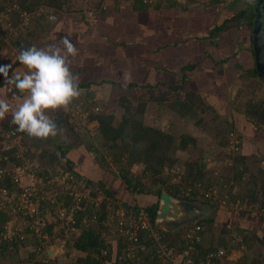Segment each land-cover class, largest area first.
<instances>
[{"label": "rangeland", "instance_id": "374dc122", "mask_svg": "<svg viewBox=\"0 0 264 264\" xmlns=\"http://www.w3.org/2000/svg\"><path fill=\"white\" fill-rule=\"evenodd\" d=\"M36 1H40V3L33 7L34 10H31L30 12H21L22 15H24L23 13L30 14L31 18L29 17L30 19H28L27 23H23L22 25H12L9 21V16L10 18L11 16L14 18V14H16L17 10L20 8L19 3L17 0H0V4L6 8V10L0 12V64L2 63L5 65L15 62L14 65H19L16 57L22 47L27 48L29 44L31 46L34 43L46 42L55 23L58 24L63 22L65 25L71 21H73L72 23L75 26H73V28H85V31H79L78 33L81 34V32H83L85 35L87 33L92 34V38L94 37L93 40H91L94 41L92 44L99 45L97 56L102 55L103 50L104 57L109 59V57H112L113 50L116 49L115 51H124V58L122 57L118 61H107L106 66H109L108 70H102L101 74L94 75L100 82H96V85L88 86V89L79 87V95L73 98L68 105L60 108L61 114L59 118L55 120L59 125L55 137L50 136L38 140L35 137L29 138L27 134H24L21 136L19 135L18 139L13 140L14 143L18 142L22 144V151H24L28 157H32L36 160L35 163L39 164V170H42L44 167H49L48 169L50 170V173L56 171L54 176H57L58 179L59 176L61 179L64 175L61 168L63 167V164H61L63 162L62 158L58 160L59 163L51 166H47L43 161L47 160L48 153L58 154L60 151L57 149L56 145H60L62 151L65 150L67 155L73 157L74 160L76 159L75 163L78 170L77 175H79L82 183L85 181V175L93 180H105V182L108 183L109 188L112 189V198H117H113V200L110 197L109 202L111 201L113 203L114 201L121 205L124 203L128 205L135 203L136 205L138 204L144 207L146 204L151 203L152 200H156V196L148 198L146 196L139 197L140 195L135 192L127 190L113 164H110V167L108 166V168H106L108 173H103L101 170L97 169L94 164L93 159L96 157L95 153L84 148V142L92 140L91 135H94L95 133L94 126L96 123L94 121H87L86 127L81 130L76 127L74 129V127L72 128L70 125H73L72 121L75 122L76 120L74 119L75 116L72 117V112L77 117L80 116L81 104H83L86 97H92L95 99V105L99 106V110L113 112L115 115V121L119 120L122 113V108L118 104V100L124 93L128 94L134 104H137L140 100H145L144 120L146 123L164 127L174 134L189 133L196 138L197 146L194 151L178 150L176 151V155L182 160H199V163L204 166L206 181L215 184L214 187L206 188L201 182H197L187 188V190L192 188L198 192L199 198L197 200L191 202L184 199V201L192 203L195 209L199 210V212L196 211L198 216L177 224L165 225L159 223L155 226L151 225V227H153L159 234H161L160 231H166L169 236L168 240H162L159 244L156 243L157 253L160 258L158 264H192V259L188 257L189 251L192 250V245L189 244L182 252H179L178 250L182 245V240L180 239L185 238V241L187 242V239L189 238L187 233L189 232V229L196 225L195 223L210 217L212 214L214 216V222L209 226L210 230L214 233H219V228L223 222H229L232 225H236L235 223L238 222L239 225H244V221L240 220V214H243V212L239 211L251 210L252 212H256L259 210L256 208L258 205L257 203L249 205L241 202L239 199L232 201L228 200V196L231 193H237L239 196L241 194L247 195L249 192L247 182L251 180L250 176L253 173L254 176H257L258 182L264 178V174H260L257 171L260 166L263 167L264 171L263 156L257 153L256 157L260 159L258 164L252 166L251 174L245 173L239 178V180L233 178V169L227 165L231 160V155L240 148H232L231 139L236 138L239 140L237 134L242 133L243 135L242 139L240 138L241 141L239 140L240 143H242L241 151L255 153V151H249L253 148L250 143H247V141L253 140V137L257 138L259 132L254 130L255 128L244 118L241 112L246 110L245 103L248 100L254 101L259 99L264 101V81L261 80L260 76L253 75L252 72L248 73L244 69L243 74L238 77L236 76V73L239 72L238 68H236L235 73H230L229 70H227V72L222 70L220 77H218L219 75H216V78L213 77L211 80L202 79L204 81L197 82V90L201 91V93L206 96V100L204 99L203 101L205 105L208 104L211 109L206 107L202 109L199 108L193 116L187 115L181 117L177 112L172 110L169 103L164 102L161 106L160 103L158 104L156 100L151 98L149 87L146 86L147 84L145 83L147 78L158 80L168 78V75H165L166 70L163 69L165 72L157 71L154 67L155 62H157V64L165 65L164 62H162L163 56L161 55L159 58L156 57L152 64L151 58L154 52L150 55L151 52H147L146 49L151 42L158 45L160 44V41L154 40V38L162 33L153 30L154 28L167 31V29H170L171 25L173 26L171 29H174V32L181 31L182 34L189 37L191 43L194 42L193 40H196V43L201 46L210 43L215 47V41H219L220 36H218L219 34H215L214 36L209 37L210 30L221 24L224 19L236 14L238 11L243 9L247 10V5L242 0H224L223 2L216 4L209 3V0H176L177 5L171 7L170 3H172V0H160L161 8L157 9V11L150 10L147 13L146 11L136 13V11L132 10L130 7L131 0H65L59 9L47 6L44 0ZM118 7L119 9L116 11ZM103 11L104 14H102ZM50 14L55 15L56 19L54 21L49 19ZM118 14L120 15V18ZM124 19L129 22L126 21V24H119L120 21L124 22ZM244 19V17H240L236 19V21L232 20L229 23L233 24L235 27L233 29L239 30L236 37L241 39H244V35L249 32L245 28V22L247 21H244ZM22 20L23 18L19 21ZM9 23L12 28L10 33L7 30ZM119 25L123 26L120 27ZM119 31H121V33H118ZM225 32L224 29L220 33L225 35ZM182 34L177 35L175 38H184L185 36H182ZM167 36L169 37V33H167ZM225 37L227 36L225 35ZM95 38L98 39V41H96ZM76 45L78 46L77 43ZM128 45L135 46L136 49L131 47L134 52L125 50L128 48L126 47ZM150 45V47H152L153 43ZM121 48H123V50H120ZM178 48H176L175 51H178ZM190 51L193 52L194 50L191 49ZM150 59L151 62H149ZM102 61H106V58H104V60L102 58ZM184 61L185 64H190L193 63L194 60H186L185 58ZM74 62L79 63L80 59L75 58ZM18 67H20L19 71H27L23 65H19ZM198 74L200 75L198 71L194 70L190 76L194 78ZM214 74H218V72L212 71V75ZM204 78H206V76H204ZM131 80L136 81L137 85L132 86L128 90H124V88L127 87L128 82ZM214 80L223 82L224 90L219 87L220 85L212 87L211 84H215L212 83ZM188 84L189 83L186 82L184 86L188 87ZM161 90H165V88L154 89V95H159L158 93H161ZM214 101H221V103H215ZM230 103L237 106L236 109L239 113L231 108ZM211 105L214 106V108ZM228 111L229 113L232 111L235 113L234 121L237 125V132H233L232 135L226 134L225 130V115L228 114ZM64 117H68L70 122L66 123ZM198 118H201V120L197 121ZM6 132L7 131L4 130L0 122V161L4 163L1 165L3 167H9L12 164L9 162L13 161L10 156H14L17 151L16 148L13 151H10L12 148H8L9 143L6 139L7 137H5ZM221 142L226 143L221 144ZM42 149L47 152L43 157H39L38 154ZM35 151L37 153L34 154L33 152ZM139 169L140 168L136 165L132 167V171L134 172H137V170L139 171ZM184 169L185 167L183 165L173 168L165 167L163 173L171 177L174 182H180V177L183 174ZM144 180L149 183L147 177H144ZM23 182H26L25 178H23ZM220 182L226 184L222 193L219 192ZM54 183L57 182L54 181ZM97 184L98 182L93 184L92 191H95L98 194L95 197L91 196V198L96 201V204H98V202L104 197L100 192L101 189L100 191L98 190ZM57 188L61 190L60 186H57ZM45 189L46 188H43V194L45 197L43 200V207L45 208V211L43 214L40 213L39 215L44 216L46 221L45 226L43 224L41 225V227L44 226L41 228V231L45 232L47 236L42 241L43 251L39 253L34 252L37 255L36 258L44 259L46 250L50 249V255L46 254L47 259L55 260L61 264H77V257L84 255L83 252L77 250L73 246V239L78 233V230L76 229L73 231L75 234L69 235L67 225L61 224L59 220H51L54 211H57V206L50 203L49 196H51V192L49 189H46L45 192ZM75 190L79 191L78 187ZM87 192L88 190L84 193ZM206 193L209 196H206ZM7 197L8 195L5 197L3 191L0 189V202L5 208L4 211H6V214L10 216L7 220V227L10 231H13L15 228L16 230L20 229L22 231L28 223V219H25V217L20 215L21 213L17 211L16 208L19 206V203L11 202ZM203 199L207 200L209 203L213 201L217 202L218 210L213 206L202 202ZM47 201H49V203H47ZM110 203L108 204L110 205L109 210L112 211L113 209ZM169 203L167 197L165 198L164 196H161V210H163V208ZM33 206L35 207L34 203ZM173 206L176 207L175 205ZM29 208L30 210L32 209V207ZM226 209H230L229 212H233L235 218L227 220L224 214H222V211ZM112 212L108 214L107 220L103 221V224L109 227L110 231L113 232L115 228L110 225L111 222L109 220ZM84 224H88L87 226H93L96 224V221L92 219L89 222H84ZM204 227L206 228V224L202 226V228ZM3 229L4 230L0 233V239L7 241L9 240L6 237L8 229L5 227H3ZM229 232L228 236L233 237V239L235 237L240 239L239 235H234V230L232 228ZM30 233L24 232L23 235H25V239L15 241L19 243L17 251L6 246L0 248V264H33L34 259L29 260L28 257L35 248V239ZM111 235H113L114 238L118 237L115 232ZM111 235L105 234V238L108 240L109 237L112 238ZM171 239L176 242L174 245L168 247L167 243H171ZM230 245L231 246L218 247L225 250L224 254L218 256L220 258V264H240L241 261H243V257L247 253H250L246 244L235 246L234 242H231ZM257 252L259 253V250ZM261 253L264 254V248Z\"/></svg>", "mask_w": 264, "mask_h": 264}, {"label": "trees", "instance_id": "16d2710c", "mask_svg": "<svg viewBox=\"0 0 264 264\" xmlns=\"http://www.w3.org/2000/svg\"><path fill=\"white\" fill-rule=\"evenodd\" d=\"M19 3V9L16 14H14V18L9 16V21L12 25L20 24L22 25L24 21H19L22 16L21 12L34 10L33 7L38 5L40 1L36 0H17ZM65 0H44V2L49 7H54L56 9L61 8L62 3ZM160 0H131V9L136 12L146 11H157L160 9ZM175 1V2H174ZM224 0H209V3L216 4L221 3ZM236 1V0H235ZM176 0H172L170 3L171 7H175ZM207 2V1H206ZM208 3V2H207ZM180 6V5H178ZM119 7L116 9V11ZM6 10L0 4V12ZM104 14V11L102 12ZM244 17L245 28L249 31L244 35V39L236 37L238 29L235 28L233 24H229L230 21ZM31 18V17H30ZM29 18V19H30ZM54 21V20H52ZM252 23V15L246 9L238 11L236 14L230 16L224 21L212 28L209 33V37L214 36L216 33H220L225 29V35L221 36L222 41L218 43L221 51L228 52V56L224 58V60L232 58L234 60L232 68L234 69V73L236 68H238L239 72L236 73L237 77L243 74V69L246 72L250 73L253 64V53L251 47V39H250V26ZM25 24V23H24ZM161 24V23H160ZM163 24V23H162ZM157 31L162 33L164 30ZM244 30V29H243ZM247 32V31H246ZM249 34V35H248ZM248 42V43H247ZM242 45L238 47V45ZM244 48H246L247 54L244 53ZM159 46H154L152 48L153 52H158ZM210 59L216 62L211 56L208 54ZM249 59V60H248ZM223 60V61H224ZM247 63H246V62ZM15 62L12 64V69L14 67ZM4 65V64H0ZM201 66V65H200ZM155 69H159L161 71L166 70V72L170 73L168 78L153 80H146V86L149 87V93L153 100H156L158 104L161 106L164 102L170 104L173 111L177 112V114L181 117H185L187 115L193 116L198 109H202L204 107L210 108L208 104L205 105L204 99L206 100V96L201 93V91L197 90V82L201 81L200 75H196V77L190 76L192 71H196L197 62L185 64L179 68L178 71H167L165 65L155 64ZM12 69L9 70V76H11ZM164 69V70H163ZM253 75H258L253 69ZM221 74H214V76ZM233 77V76H230ZM198 78V79H197ZM261 80L264 81V74L260 75ZM188 82V87H185V83ZM230 82V80H229ZM213 83V87L220 85L222 90H224L223 82L215 80ZM229 84V83H228ZM89 85L88 82L83 83L79 81L78 86ZM137 85V82L131 80L128 82L127 87L124 90H128L132 86ZM190 85V86H189ZM6 86V82L4 81V77L0 74V87ZM165 88V90H161L159 95H154V89ZM84 99V98H83ZM95 99L92 97H86L81 104V110L86 113L87 121H95V133L91 135L92 140L84 142V148H87L92 153H95L96 157H94L93 161L96 165L97 169L101 170L103 173H108L107 169L110 164L114 165V168L119 173V177L123 181L127 190L135 192L140 195L139 197L146 196L152 197L156 196V200H152L151 203L146 204L144 207L140 205H136L135 203L132 205H128L124 203L123 205L119 203L109 202L111 199H117L115 197L112 198V189L109 188L108 183L105 180H97L91 179L85 175V181L82 183L79 175H77L76 168V159L66 154L65 150H61L62 147L60 145H56L57 149L60 151L57 153H48L47 160L43 161L47 164V166L55 165L59 163L58 160L62 158L63 164L62 172L67 174H73L75 177V189L78 187V190L74 191L75 197L80 198L78 201L80 208L74 209L72 212L74 217V222L69 223L68 231L69 235L75 234L73 231L78 230V233L74 236L73 246L77 250L84 253L83 256L77 257V264H107L111 262L113 264H158L160 258L157 253V246L154 244L153 240L147 237L141 236L139 241L135 244L136 248H134L135 253L133 255L129 254L128 246L132 243L128 239V235L120 233L118 227L115 228L113 224H110L114 227V231L118 237H113L111 235L113 232L110 231L109 227L103 224V221L107 220V216L110 212L114 213L115 209L118 207H122L125 211H133L136 212L138 207H142L148 213L151 225L155 226V219L158 216V209L160 204V196L164 190L168 193L175 195L179 198L186 199L188 201H195L198 197V192L195 189L187 188L197 182H201L204 187H214V183L207 182L204 172V166L199 163L197 159H189L182 160L176 155V151L178 150H189L194 151L196 149V138L189 133H180L174 134L169 132L167 129L161 126L152 125L150 123H146L144 120V110L146 102L145 100L138 101L137 104H134L132 99L128 96L127 93H124L118 100V104L122 108V113L118 121H115V115L113 112H108L105 110H99V106L95 105ZM215 103H221V101H214ZM212 106V105H211ZM231 108L236 112L237 106L230 103ZM95 107H98L97 110H94ZM214 108V106H212ZM246 110H243L241 114L245 117V119L251 123V125L259 132L264 133V101L259 99L257 100H248L245 103ZM239 113V112H238ZM61 114L59 109L54 110L51 113V118L57 120ZM234 112L228 111V114L225 115V130L226 134H230L233 132H237V125L234 121ZM68 116V115H65ZM12 118V117H11ZM11 118H7L4 121H1V125L5 131L13 130L17 135H24L25 133L16 131V125L11 124ZM65 118V117H64ZM66 123H69L68 117L65 118ZM201 118H198L197 121H200ZM68 126V125H67ZM74 127L75 125H70V127ZM237 137L242 139V133L237 134ZM94 138V140H93ZM229 138V137H228ZM98 141V142H96ZM241 141V140H240ZM226 142H221V144H225ZM247 143L251 144V141H247ZM237 151L231 155V160L229 158L228 165L233 169V178L239 180L245 173H252V166L258 164L259 158L256 157L257 153L246 152L242 150V143L237 144ZM73 148V147H72ZM15 150L12 148L10 151ZM9 152V151H6ZM46 150L42 149L38 156L43 157L46 154ZM37 153L36 151L33 152ZM69 154V153H68ZM13 162H17V159L14 156H10ZM264 162V156L262 157ZM4 163L0 161V167ZM138 166L139 171H132L133 166ZM179 165H183L185 167L183 174L181 175L180 182H174L171 177L163 173L165 167H176ZM110 167V166H109ZM49 167H44L42 172L40 173L42 176H46L47 169ZM54 169V168H53ZM258 173L264 174L263 167H258ZM56 171L52 172L54 174ZM51 176V174H49ZM84 175V174H83ZM82 177V176H80ZM144 177H147L149 183L144 180ZM251 180L247 182L249 192L247 195H238L237 193H231L228 196V200L235 201L236 199L240 200L249 205H254L257 203L256 212H252L251 210H243L239 212L245 213H255L260 219V221L264 222V178L259 182L257 181V176H254V173L250 176ZM98 182V190L104 195L103 199L96 204L95 200L91 198V196H96L98 193L92 191V187L94 183ZM224 186L226 184L224 182H220L219 184V192L222 193L224 190ZM0 188H6L11 190L14 188V184L11 182L9 176H0ZM57 188V187H56ZM58 196L57 201H62V205L68 210L70 206L76 204V198L74 195L61 194L58 188ZM88 190L87 193H84ZM260 193V194H258ZM93 197V198H94ZM113 199V200H114ZM207 203V205L213 206L218 210V203L213 201L209 203L207 200L203 201ZM229 202V201H228ZM49 203V201H47ZM111 204L112 211L109 210L108 204ZM108 205V206H107ZM5 208L0 207V233L4 230L3 227L7 220L10 218ZM110 211V212H109ZM229 210L222 211L225 218L227 220L235 218L233 212H229ZM232 214V215H230ZM240 216H243L240 214ZM94 219L96 224L93 226H87L84 222H89ZM61 223V220H59ZM214 222V216L211 214L210 217L205 218L197 223L196 225H200L199 241H195L192 243H188L192 245V250L189 251L188 257L192 259V264H220V258L218 255H211L215 253L220 246H231V242H234V245H243L246 244L248 246V250L250 253H247L243 257V261L240 264H264V254H262V250L264 248V238L255 233L252 230L244 228L240 226L238 223L236 225H232L229 222H223L221 227L219 228V233H214L210 230V225ZM206 224V228H202V226ZM86 225V226H85ZM71 226L74 227L71 230ZM126 227V225H122ZM234 230V235L238 234L240 239L228 236L230 229ZM50 229V228H49ZM25 232L28 233V228L25 229ZM163 240H168V233L160 231ZM105 234L111 235L112 238L109 237L107 240L105 238ZM34 240L35 248L33 252L29 254V260L34 259L33 264H61L55 260L47 259L46 253L44 259L36 258V253L43 251L42 241L32 236ZM25 239V238H24ZM22 239V240H24ZM18 236H14L9 240L0 239V248L8 247L14 250H18L19 243L15 241H19ZM182 240V245L179 248V252H182L184 248H187L188 244L184 239ZM171 243H167L168 247L174 245L175 240H170ZM143 246V248H140ZM106 250L104 253L103 251ZM259 250V253L257 252ZM36 252V253H34ZM257 255H256V254Z\"/></svg>", "mask_w": 264, "mask_h": 264}, {"label": "built area", "instance_id": "2783aa9c", "mask_svg": "<svg viewBox=\"0 0 264 264\" xmlns=\"http://www.w3.org/2000/svg\"><path fill=\"white\" fill-rule=\"evenodd\" d=\"M23 14L24 15L21 14L23 21L24 23H27L30 14ZM49 19L55 20L56 17L54 14H50ZM7 30L9 31V33L12 31L10 23ZM97 109L98 107L94 108V110ZM80 111L81 113L79 117L74 115V113L72 112V117L75 116L74 119H76L75 122L72 121V124L75 125L76 128H79L81 130L86 127L87 118L86 113L83 110ZM230 135H232V133H230ZM5 137H7L6 139L9 143L8 148H16L17 150L14 154V158L17 159V162L9 161L12 163L9 167H0V176H9L11 182L14 184V188L11 190H8L6 188L0 189L3 191L5 197L8 195L7 198L11 202L19 203V206H17L16 208L17 211H19L21 213L20 215H23L25 219H28V223L25 225L22 231L20 229L16 230V228L13 231H10V229L7 227V221L4 226L6 229H8L6 237L8 239H12L14 236H18V239L22 240L25 238V235H23L25 229L28 228V233L32 232L30 234H32L35 238L39 240L46 238L47 234L41 231V228L46 225V221L44 219V216L39 215L40 213L43 214L45 211V208L43 207V200L45 198L43 194V188L50 190V203L57 206V211H54V215L52 216L51 220H61V224L65 225H68L69 223L72 224L74 222L72 212L74 211V209L80 208V205L78 203L80 198H78L79 196L75 197L76 195H74V175L64 173L63 177H61L60 179L59 176L58 179L57 176H54V174L50 173V170L47 169L46 176H42L40 174L42 170L38 169L39 164L35 163L36 160L32 157H28V155L24 151H22L21 143H14L13 140L18 139L19 135H17L13 130H9L5 133ZM231 142L232 148L237 149V144L240 141L236 138H232ZM49 174H51V176ZM23 178L26 179L25 183L23 182ZM54 181L57 183H54ZM57 186H60V191L64 194L74 195V197L77 199L76 204L70 206L69 210L62 205L63 199L61 202L57 201ZM205 195L209 196L207 193ZM32 202L35 204V207L33 206ZM0 207L4 208L1 202ZM29 207H32V209L30 210ZM109 220L111 224L115 226V228L118 227L120 233L128 235V239L132 242L128 246V248L130 249L128 255H133L134 248H136V245L133 243H137L141 236L150 238L151 240H153L155 245L156 243L159 244L163 240L162 235L156 232L153 227H151L149 215L142 207H138V210L136 212H127L124 211L122 207H118L115 209L114 213L111 214ZM42 224L44 225L43 227H41ZM122 225H126V227H123ZM200 228V225H195L193 228L189 229V232L187 233L189 237L187 241L189 243L199 241L200 237L198 231L200 230ZM73 229L74 227L71 226V230ZM232 241H234V239H232ZM41 246H43V244ZM140 248H143V246H141ZM103 252L105 253L106 250H104ZM224 252L225 250L223 248H218V250L211 255L220 256L224 254Z\"/></svg>", "mask_w": 264, "mask_h": 264}, {"label": "crops", "instance_id": "0c3cea01", "mask_svg": "<svg viewBox=\"0 0 264 264\" xmlns=\"http://www.w3.org/2000/svg\"><path fill=\"white\" fill-rule=\"evenodd\" d=\"M119 18H120V15H119ZM126 21L127 20L124 19V22L120 21L119 24L125 23ZM72 22L73 21L68 22L65 25L63 22H60L58 24L55 23L53 25V29L51 30L49 37L46 39V42H44V43L38 42V43H34L32 45H36L39 48H45L48 45H56V46L61 47L63 49V45H62L60 39H62L65 36H67L69 38L70 42H72L74 44V46L77 43L78 46L76 45V47H75L77 50L76 54L74 56L69 57V59H70V70L78 76L79 81H81L83 83H86V82L89 83V85L78 86V88L84 87V88L88 89V86L94 85V84L96 85V82H100L98 79L95 78L94 75L101 74L102 70L103 71L108 70L109 66L108 67L106 66L107 61H112V60L118 61V60H120L124 55V51H115L116 49H114L112 52V55H111L112 57H109V59H107V57H104L103 50H102L103 56L102 55L97 56V50H99V45L98 44L97 45L92 44L94 42V41H91L94 38V37L92 38V36H91L92 34L87 33L85 35V33H83V32H81V34L78 33L79 31H85V28L84 27L73 28L74 25ZM127 22H129V21H127ZM64 26H66V27H64ZM76 26H79V25H76ZM119 26L122 27L123 25H119ZM172 27L173 26L171 25L170 29H167V31H163L162 34H159L154 38V40L160 41L159 45L154 43V42H151V43H153V46L150 47L151 43H149L146 50H147V52H151L150 55H152V52H153L152 48L154 46H159V49H158L159 51L154 52L152 55V58H151L152 64L155 61L156 57L159 58L162 55L163 56L162 62H164L165 67L167 68V71H173V70L178 71L179 68L182 66V64L185 63V61H184L185 58H186V60L187 59H193L194 60L193 63L197 62L196 71H198V73H200V79L199 80H201V81H204L205 79L211 80L213 77H215L214 75H212V71H217L218 74H222V70H225L226 72H227V70H229L230 73H232V72L234 73V68H232L234 60L232 58L224 60V58L226 56H228V54H230V53L225 52V51H221L220 47L218 46V43H220L222 41L221 36L223 34L218 33L219 34L218 36H220V39H219V41H215V47H214V45L207 43L205 46L202 45L203 46V48H202L201 45L196 43V40H193L194 42L191 43L189 41V37H186L184 34H182L181 31L174 32L173 31L174 29H171ZM153 30L157 31L156 28H154ZM118 33H121V31H119ZM167 33H169V37L167 36ZM179 34H182V36H185V37L180 38V39H176L175 37H177V35H179ZM95 40L98 41V39H96V38H95ZM29 46H30V44L27 46V48H29ZM241 46L242 45H240V44L238 45V47H241ZM126 47H128V48L125 50L134 52V50L131 49V47L135 48V46L128 45ZM176 48H178V51H175ZM184 48H186V49H184ZM180 49H181V51H180ZM191 49H193L194 51L193 52L190 51ZM120 50H123V48H121ZM246 50L247 49L244 48V53L247 52ZM208 54H211V56H213L214 60L216 61L215 63L212 59H210ZM216 54L218 55V57ZM245 54H247V53H245ZM75 58H79L80 62L79 63L74 62ZM102 58H103V60H104V58H106V61H102ZM151 59L149 62H151ZM158 60H156V61H158ZM156 63L157 62H155L154 64H156ZM19 65H21V64L19 63ZM19 65H14L12 71L24 72L25 70L19 71L20 70V67H18ZM15 66H17V67H15ZM156 70L161 71L159 69H156ZM163 72H165V71H163ZM207 72H208V74H207ZM11 75H12V73H11ZM165 75H168V77H169L170 73L165 72ZM204 76H206V78H204ZM202 79H204V80H202ZM211 85L213 87V84H211ZM13 91L16 92V95L9 93L7 91V86H4L3 88L0 87V96H3L4 98L8 99L10 104L15 105L16 103L20 102L23 94H20L18 92V90H15V89ZM58 109L60 110V108H58ZM49 111H50V113L54 112V110H49ZM7 118H11V113L7 114L5 116V118L0 119V122L6 120ZM234 118H235V116H234ZM254 130L256 131V129H254ZM38 140H40V139H38ZM250 141H251V145H252L253 149H250L249 151H255V153H258L259 155L264 156V133H260V134L258 133V137L257 138L253 137V140H250ZM242 215L243 216H240V220L244 221V225H240V226L247 228L249 230H252L255 233H257L258 235H260L262 238H264V222L260 221L259 217L257 215H255V213H249L248 212V213H245ZM237 223L238 222H236V224Z\"/></svg>", "mask_w": 264, "mask_h": 264}, {"label": "clouds", "instance_id": "9594fccd", "mask_svg": "<svg viewBox=\"0 0 264 264\" xmlns=\"http://www.w3.org/2000/svg\"><path fill=\"white\" fill-rule=\"evenodd\" d=\"M60 41L63 49L56 45L22 47L16 59L27 71H13L9 76L12 64L0 65L7 91L16 95L15 89L23 94L15 105L0 96V119L11 113L16 131L29 138L55 137L59 125L49 110L64 107L79 95L78 76L70 70L69 59L77 50L67 36Z\"/></svg>", "mask_w": 264, "mask_h": 264}, {"label": "water", "instance_id": "95a60500", "mask_svg": "<svg viewBox=\"0 0 264 264\" xmlns=\"http://www.w3.org/2000/svg\"><path fill=\"white\" fill-rule=\"evenodd\" d=\"M245 1H251V0H245ZM253 3V2H251ZM254 31H253V37H252V52H253V57L254 61L256 63V69L259 72L261 67H264V29L261 28V23L258 21V19H255V24H254ZM263 73H259L258 76L264 74V70L262 71ZM161 196H164L165 198L167 197V200L170 202L168 205H166L163 210L160 208L159 204V209H158V216L155 219V225L160 224H165V225H170L172 224L170 221V217H173L174 215L177 214V212L180 211H185L183 209L185 202L183 200L175 195H172L168 193L166 190L163 189ZM160 196V198H161ZM175 205L176 207H174ZM179 209V210H177ZM197 212L199 210L196 209ZM51 250L47 249L46 254L50 255ZM108 264H113L111 262H108Z\"/></svg>", "mask_w": 264, "mask_h": 264}, {"label": "flooded vegetation", "instance_id": "af4514ba", "mask_svg": "<svg viewBox=\"0 0 264 264\" xmlns=\"http://www.w3.org/2000/svg\"><path fill=\"white\" fill-rule=\"evenodd\" d=\"M246 5H247V11L250 12V14L252 15V23H251V30H250V43H251V47H252V35H253V31H254V24H255V19L257 18L258 21L261 23V28L260 29H264V0H251V1H245L242 0ZM253 2V3H251ZM252 50V49H251ZM253 53V52H252ZM256 63L254 61V57H253V64H252V68H249L251 70V72H253V69H255L256 73H263L262 71L264 70V67L262 66L260 71L258 72L256 69ZM186 204H184L183 209L185 211H178L176 215H174L173 217H170V222L172 224H177L179 222H182L184 220H189L191 218H194L197 215L196 209L195 207L192 205V203H188L186 201H184ZM192 202V201H191ZM202 213V212H200Z\"/></svg>", "mask_w": 264, "mask_h": 264}]
</instances>
